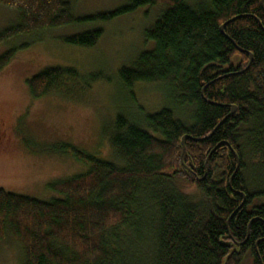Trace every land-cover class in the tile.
I'll return each mask as SVG.
<instances>
[{"label": "trees", "instance_id": "obj_1", "mask_svg": "<svg viewBox=\"0 0 264 264\" xmlns=\"http://www.w3.org/2000/svg\"><path fill=\"white\" fill-rule=\"evenodd\" d=\"M0 4L17 13L0 43L159 5L144 31L153 47L118 77L128 91L164 85L173 102L138 119L117 114L103 130L110 160L48 146L86 167L49 184L50 199L0 188V243L16 244L15 264H264V0H129L82 19L64 0ZM101 35L65 41L91 47ZM13 55H0V71ZM96 77L52 66L25 83L33 98L79 99Z\"/></svg>", "mask_w": 264, "mask_h": 264}, {"label": "rangeland", "instance_id": "obj_2", "mask_svg": "<svg viewBox=\"0 0 264 264\" xmlns=\"http://www.w3.org/2000/svg\"><path fill=\"white\" fill-rule=\"evenodd\" d=\"M71 14L82 19L111 12L129 0H64ZM197 0H191L195 3ZM160 6H141L109 20L84 19L32 34L16 35L0 43V55L14 50L0 71V188L47 200L55 196L49 184L84 172L85 165L73 157L51 152L48 146L66 143L91 156L111 157L104 128L117 114L140 118L163 107L172 109L166 87L139 83L128 91L118 77L136 56L153 47L144 31L159 16ZM17 22L14 9L0 4V32ZM100 29L102 35L91 47L68 44L65 38ZM52 66L73 67L89 79L90 89L79 99L59 93L33 98L25 80ZM185 119L189 111L179 110ZM186 120V119H185ZM16 244L0 243V264H15Z\"/></svg>", "mask_w": 264, "mask_h": 264}, {"label": "water", "instance_id": "obj_3", "mask_svg": "<svg viewBox=\"0 0 264 264\" xmlns=\"http://www.w3.org/2000/svg\"><path fill=\"white\" fill-rule=\"evenodd\" d=\"M250 58H251V56H250ZM232 110L234 111V110H235V107H233ZM185 139H186V136H183V138H182V140H181L182 145H184V141H185Z\"/></svg>", "mask_w": 264, "mask_h": 264}]
</instances>
